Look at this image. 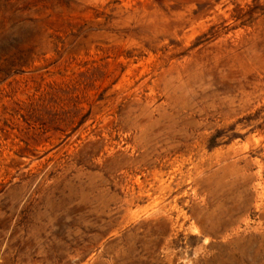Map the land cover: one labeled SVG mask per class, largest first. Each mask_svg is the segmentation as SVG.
<instances>
[{
	"label": "rangeland",
	"instance_id": "374dc122",
	"mask_svg": "<svg viewBox=\"0 0 264 264\" xmlns=\"http://www.w3.org/2000/svg\"><path fill=\"white\" fill-rule=\"evenodd\" d=\"M0 264H264V0H0Z\"/></svg>",
	"mask_w": 264,
	"mask_h": 264
}]
</instances>
